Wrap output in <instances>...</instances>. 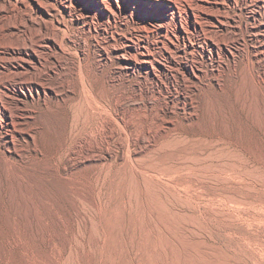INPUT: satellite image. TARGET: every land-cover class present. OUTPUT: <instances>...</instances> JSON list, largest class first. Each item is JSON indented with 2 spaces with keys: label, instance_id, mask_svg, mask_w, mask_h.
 Masks as SVG:
<instances>
[{
  "label": "rangeland",
  "instance_id": "374dc122",
  "mask_svg": "<svg viewBox=\"0 0 264 264\" xmlns=\"http://www.w3.org/2000/svg\"><path fill=\"white\" fill-rule=\"evenodd\" d=\"M49 1L76 18L87 11L82 0ZM233 2L228 16L242 14V30H188L187 45L155 52L151 75L141 64L121 65L138 56L115 48L127 37L152 42L160 31H141L129 11L117 25L86 29L93 58L111 53L104 77L75 107L87 114L77 119L87 129L61 160L68 108L41 110L23 188L10 192L0 167V264H264V53L256 51L264 45V0H239L238 11ZM13 83L4 87L12 96ZM86 135L92 140L84 143Z\"/></svg>",
  "mask_w": 264,
  "mask_h": 264
},
{
  "label": "bare ground",
  "instance_id": "6f19581e",
  "mask_svg": "<svg viewBox=\"0 0 264 264\" xmlns=\"http://www.w3.org/2000/svg\"><path fill=\"white\" fill-rule=\"evenodd\" d=\"M232 1H234L232 5L237 11L238 8L242 10V5L239 0ZM82 3H85L87 9L86 14L84 17L76 18L72 14L70 8L62 10V8H59L55 3H51L49 0H0V134L5 132V136L0 144V167L3 169L2 181L7 185L10 192H14L21 187L23 188L26 184V169H28L27 158L32 152H38V148L36 147L38 143H35V138L43 129L40 128V125L37 123V115L40 114L41 110L51 112L57 110V108H62V106L65 107V109L68 108L67 116H64V123H62L64 124L65 140L63 149L60 146L63 151V153L61 152V160L63 158L72 157L73 149L79 143H75L74 138L78 133L81 134L82 131H86L87 129L86 126L88 125L82 123L83 120L86 119L87 114L78 113L75 107L78 105L79 102L77 101L82 98V95H86V92L89 91L88 87L94 84L96 79H102L104 77L111 54L105 49L103 50V56L101 55L103 59L100 58L101 60H96V58H93V55H91L92 49L89 45V35L86 33L87 28H89V30L91 29L90 32H92V28H97L95 27L97 22L107 27L117 25L124 20L123 12L129 11L131 16H133L134 23L138 24L140 22L141 24L142 22L143 25L141 24L140 26L141 31L146 33H151V31L155 32L157 30L160 31L157 32V36L152 42L148 41V43H143L142 45L141 43H136L138 41H133V38L127 39L129 38L127 37L126 41L123 43V47L118 46L119 48H115L118 54L130 52L132 55L135 52V55L138 56L139 61L138 59L135 61L123 60L121 65L126 67L129 65L134 66L136 64H141L146 72L151 75L155 74L153 73V71H155V62L153 59L157 54H155V52L158 51L161 52V54L166 53L170 55L174 50L177 51V43L180 44L183 42L184 45H187L191 40V32L189 33L188 30L201 33L209 32L212 35H215L217 29L235 30L234 32L236 33L242 30L239 28L240 26L237 25L241 24L243 21L242 18L244 17H241L242 14L240 16L233 15L234 17L230 19L228 16L229 12H227L228 7H226L228 0H82ZM153 10H155L153 17L143 16L149 15V12ZM184 12L185 19L183 16ZM175 19L177 20L175 21ZM128 21L130 20L128 19ZM172 22H174L173 28L171 27ZM204 24H206V26L211 25L212 27H204ZM234 25L237 26L236 29H233ZM258 32L259 30L257 28L255 29V27L250 29L249 35L251 40H258ZM77 37H81L83 43ZM209 42L213 47L219 48V45L214 42V40H210ZM263 46L264 45L257 46L256 51H260L259 53L263 54ZM154 47L155 49H153ZM191 71L194 72V69ZM193 76H195V73H193ZM154 78L156 79L157 76L155 75ZM106 79L110 81L109 78ZM13 82L18 83V87L15 88V94L12 96L4 91V87L7 85L9 86V84ZM72 82H76L77 84L78 94H76L78 95V99L71 96L74 90L71 86ZM89 94H92V92H89ZM94 101H96V105L94 106L91 103L89 107L92 108V106H94L95 108H101L102 106L104 109V103L97 102V99ZM94 107L92 108L93 112L95 109ZM96 110L95 112H97ZM108 110L106 111L108 112ZM102 112L104 111L101 108L99 116L102 115ZM106 116L107 115H105V117ZM80 117H82V122L77 120L78 118L80 119ZM49 124L48 126L50 128L51 125ZM103 124L105 123L103 122ZM92 125L91 122V126ZM99 125L95 128L93 126L94 129H92V131L95 130V133L96 131L100 132L103 126ZM89 139H91L89 135H86L82 141H84V143L89 142ZM80 144L82 145V143ZM83 146L80 147L82 148ZM40 151L42 152V150ZM83 157L84 156H82V158ZM57 163L58 162H56V165Z\"/></svg>",
  "mask_w": 264,
  "mask_h": 264
}]
</instances>
